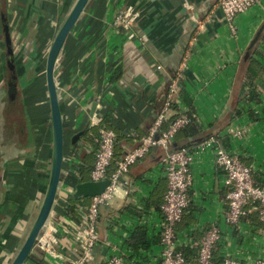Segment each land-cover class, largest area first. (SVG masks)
Instances as JSON below:
<instances>
[{
  "label": "crops",
  "instance_id": "1",
  "mask_svg": "<svg viewBox=\"0 0 264 264\" xmlns=\"http://www.w3.org/2000/svg\"><path fill=\"white\" fill-rule=\"evenodd\" d=\"M76 1L0 0V264L11 263L30 230L41 206L51 167L52 123L47 87L36 90L43 98L38 101L36 93L26 95L29 88L24 85L27 81L35 82L38 72L41 83L46 86L42 76L46 59L43 63L40 59L47 56ZM218 1H90L66 42L56 73L66 130L64 169L68 175L81 176L85 166L94 169L96 154L89 153L96 147L92 141L87 142L92 137V128L75 145L72 137L88 126L97 100L92 122L95 120L103 127V120L111 113L112 128L109 129L115 131L124 158L149 133L170 98L175 79H178V88L171 95L169 124L191 108L205 129L218 121L213 131L219 132L226 150L249 155L255 161V169H261L264 174V118L252 122L243 114L228 119L234 109L243 106L239 100L248 91L243 80L245 56L264 24V4L237 17L247 30L243 42L239 43L237 30L235 40L228 37L231 31ZM128 10L134 11L136 18L128 28L132 30L130 37L126 38L124 33L128 29L116 25L115 17ZM4 18L10 24L18 75V99L13 105L8 100ZM200 19L202 22L197 26L196 21ZM259 48L257 59L263 72L259 73L256 84L263 101L259 105H247V109L258 113L264 111V43ZM42 50L40 57L38 52ZM119 66L123 67L122 75L109 80ZM20 110L30 131L24 140L17 132ZM239 131L241 135L237 134ZM182 143L189 144L184 139ZM201 145L186 147L192 155L191 204L177 230L180 249L199 242L208 228L217 225L224 257L243 264H264V222L258 210L250 208L236 224L226 221L230 188L226 172L217 162L220 147L200 148ZM165 155L161 148H152L130 168L124 178L127 185H122L113 200L101 207L100 239L91 264H105L114 255L123 256L129 264H161V202L168 189ZM91 200L85 211H80L83 222ZM67 203L66 195H60L55 208L57 218L45 236L46 240L54 236V249L61 257L55 258L43 250L35 253L29 264H71L78 258L80 250L74 237L81 225L68 217ZM140 227L146 229L149 245L135 249L128 240Z\"/></svg>",
  "mask_w": 264,
  "mask_h": 264
},
{
  "label": "built area",
  "instance_id": "2",
  "mask_svg": "<svg viewBox=\"0 0 264 264\" xmlns=\"http://www.w3.org/2000/svg\"><path fill=\"white\" fill-rule=\"evenodd\" d=\"M264 0H219L218 7L223 12L227 24L232 32H236L235 20L252 7L260 5ZM136 18L133 13L127 11L120 12L115 17V24L124 26L126 29L132 26V21ZM118 25V26H119ZM159 68H161L159 66ZM178 79L171 86V95L177 91ZM171 95L165 107L159 112L157 119L150 128L149 133L141 139L138 146L129 151L124 158L117 162L116 170L108 175L109 168L114 159L117 135L115 131L106 127H99L95 120L92 128L98 127L100 137L98 138L99 149L96 153L94 169L91 173L92 181L110 180V185L99 196L93 197L90 206L87 208V219L78 228L75 241L81 248L80 258L71 264H91L93 252L99 242L98 221L101 207L113 200L122 185H127L124 180L130 168L139 160L144 158L154 146L162 148L166 155L164 158L168 177V189L161 206V245L162 261L161 264H191L183 255L179 247L177 225L183 219L185 212L189 208L191 198L189 195L192 177L190 164L192 155L188 149L172 150V142L175 135L187 126L191 119L188 115L179 116L174 120L168 129H163V123L167 119L171 108ZM241 135V132H237ZM217 145L215 138H211L202 143L200 148L214 147ZM217 162L225 170L227 175V185L230 192L227 197L226 221L229 224L238 223L247 214L246 206L250 203H257L260 207V219L264 222V186H259L255 182L251 169L246 166L239 156L219 148ZM71 187L64 184L61 195L68 198ZM222 240V235L217 225H212L206 230L205 235L194 245L199 247V258L196 264H213V250ZM42 248L49 255L60 258L61 256L54 249L56 242L54 236L50 240L42 239ZM105 264H129L121 255L111 256ZM224 264H243L242 262L227 257Z\"/></svg>",
  "mask_w": 264,
  "mask_h": 264
},
{
  "label": "water",
  "instance_id": "3",
  "mask_svg": "<svg viewBox=\"0 0 264 264\" xmlns=\"http://www.w3.org/2000/svg\"><path fill=\"white\" fill-rule=\"evenodd\" d=\"M90 1L91 0L76 1L66 19L62 23L61 27L59 28L47 54L45 79L49 96L52 123V158L49 180L36 218L10 264H29V261L33 258V255L35 253L43 251L41 241L50 231L53 221L57 218V212L55 208L60 199L61 191L65 184V179L67 178L68 173L64 169L66 130L61 108V93L59 91L56 73L61 65L66 42L78 22L84 16ZM196 22V25L198 26L199 23L202 22V20L200 19ZM263 29L264 24L252 40L251 47H253L257 43ZM3 35L6 45L7 65L9 69L8 100L10 104L13 105L18 99V75L16 70V59L14 52L15 50L11 36V29L9 20L7 18H4L3 20ZM98 102L99 101L97 100L92 106L90 113L91 118L88 122V126L72 137L73 145L78 143L80 138L87 133L89 128H92V118L95 115L96 109L98 107ZM190 144L191 143L187 145ZM186 147L187 146H183L180 149H185ZM153 148L154 150H157L158 146H154ZM109 185V179L98 182L92 180L80 182L71 187L70 196L75 200L90 199L104 193ZM86 217L87 216L85 215V220L87 219ZM79 250L80 253L78 255V258H80L82 251L81 248H79Z\"/></svg>",
  "mask_w": 264,
  "mask_h": 264
},
{
  "label": "trees",
  "instance_id": "4",
  "mask_svg": "<svg viewBox=\"0 0 264 264\" xmlns=\"http://www.w3.org/2000/svg\"><path fill=\"white\" fill-rule=\"evenodd\" d=\"M4 13H5L4 17H6L7 16L6 11ZM262 43H264V29H263L261 36H260L259 40L257 41V43L249 49V51L247 52V54L245 56V63H247V65H246V74L243 76V80L245 78V83L247 84L248 91L239 100V102L242 103L243 106L237 107L236 109H234L233 115L229 116L228 119H233V118L239 117L243 114H247L252 122L260 121L262 118H264V111L258 113L251 108L247 109V105H252V104H256V105L258 104L259 105V104H262V101H263L262 93L259 90L258 85L256 84V79L259 77V73L261 72V75H262V72H263V68L261 66L262 64H260V62L257 59L259 57L257 54L260 53L259 46H260V44L262 46ZM40 63H41V59H40ZM43 73H44V71H43ZM43 73H42V76L44 77L45 75H43ZM34 81L35 82L39 81L38 72H36V76L34 78ZM17 82H18V79H17ZM168 86H167V88H168ZM172 104H173V102H172ZM186 115H188L190 117L191 121L187 126H185L183 129H181L175 135L173 142H172V145H171L172 150H179L180 148H182L180 145H181L183 139L186 140V144L191 143L190 145L187 146V147H190L193 145H199V144H201V143H203V142H205L211 138L216 139L217 145L220 148L226 149L225 148L226 144L224 143L225 141L224 142L222 141V138L219 135V132L213 131L215 129V127H217L218 123H216V122H218V121H216L214 124L210 125L209 128L205 129L203 124H201L199 122V118L197 117L196 112L194 111L193 108H191L190 111L188 110L186 112ZM110 119H111V113L107 114V116L103 120L102 126L103 127L105 126L106 128H112L110 125V121H111ZM171 123H172V121H171ZM166 124H167V126H166ZM168 124H169V121H168V119H166L163 123V129H166L167 127L169 128L170 124L169 125ZM12 127H13V125L11 127L9 126V129ZM17 132H18L19 138L21 140L26 139L28 136V132H30L29 128H28V123L25 119V115L23 116V114H22V110L19 111V118L17 120ZM92 132H93L92 137H91V139L89 138L87 140V142L92 141V143L95 144L94 146L96 147V149L94 151L90 152L89 155L96 154V152L98 151V148H99V142L97 141L99 138L98 127L92 128ZM183 145H185V144L182 143V146ZM86 150L84 152L85 154L87 153ZM122 152H123V149L121 148V146L118 145V142H117L116 146H115L114 159H113L111 166L109 168L108 175H111L116 170L117 162L122 159V156H123ZM236 155H238V154H236ZM238 156H239V159L246 166H248L251 169L252 176H253L255 182L257 183V185L263 187L264 186V174H262L261 169L260 170L255 169L254 159L252 157H250L249 155H238ZM91 170L92 169L90 166L89 167L85 166L82 169L81 176H77L74 173H70L67 176V178L65 179V185L72 187V186H75L76 184H78L80 182L90 181L91 178L89 177V173L91 172ZM189 195H190V193H189ZM190 198H191V196H190ZM88 202H89V199L75 200L70 195L68 197L67 212L66 213H67L68 217H70L71 219L76 221V223L78 222L77 223L78 226L83 224L82 213H80V211L81 212L85 211L84 207L86 206V204ZM162 203L163 202H161V204ZM190 204H191V202H190ZM250 208L257 209L259 214H260L259 204H257V203L248 204L246 206L247 214H248ZM184 216H183V219H184ZM245 216H243V217H245ZM183 219H182V221H183ZM180 223H178V225H177V230H178V226L180 225ZM197 241H199V240H197ZM128 244L131 245L132 247H134L135 249H137L139 246H145V247L148 246L149 242L146 239V229L143 227L135 229L133 231V233L131 234V238H129V240H128ZM181 250L183 252L184 257L186 258V260L189 263L196 264L198 262V258H199V247L198 246L192 244V245H188V246L181 248ZM225 258L226 257H224V255L221 251L220 243H218L213 250V264H224Z\"/></svg>",
  "mask_w": 264,
  "mask_h": 264
},
{
  "label": "rangeland",
  "instance_id": "5",
  "mask_svg": "<svg viewBox=\"0 0 264 264\" xmlns=\"http://www.w3.org/2000/svg\"><path fill=\"white\" fill-rule=\"evenodd\" d=\"M263 4H264V2H263ZM257 6H259V5H257ZM128 12L129 13H133L134 11H132V10H128ZM66 14V13H65ZM234 25H235V28H236V30H237V39H238V41H239V43H242L243 42V37H244V34H246L247 33V30H246V26H244L243 27V23L241 24V23H239V21H238V19H236L235 20V22H234ZM229 26V25H228ZM122 29H126L124 26H123V28ZM228 30H229V32L231 31V29H229L228 28ZM112 31V30H111ZM113 32V31H112ZM132 32V30L131 29H128V30H126L125 31V37L126 38H128V37H130V33ZM235 34H234V32H232L231 31V34H229V38H231L232 40H235L236 39V36H234ZM249 38H251V36H249ZM127 41V40H126ZM120 42L122 43L123 42V40H120ZM50 48V47H49ZM43 50L41 51V52H38V54H39V56L41 57V56H43ZM42 60H41V63H43L44 62V60L46 59L47 60V56H44L43 58H41ZM118 69H116V71L111 75V78H109V80H112V79H115V78H117V77H120L121 75H122V66H119V67H117ZM22 72H25V70H24V68H23V71ZM44 81H45V79H44ZM24 88H29V89H27L26 91H28V93H26V95H28V97L31 95L30 93H36L39 89L38 88H41V91L43 90V88H46V86H45V84H43V83H41V79H40V77H39V81L38 82H31V81H27V84L25 83V85H24ZM32 88H36V89H34L33 91H32ZM37 90V91H36ZM37 94V93H36ZM44 98H46V96L44 97ZM35 99H37L38 101H41L43 98L40 96V94H37L36 96H35Z\"/></svg>",
  "mask_w": 264,
  "mask_h": 264
}]
</instances>
